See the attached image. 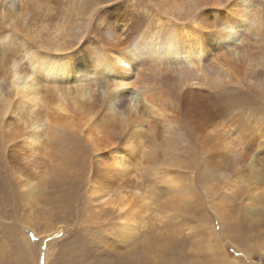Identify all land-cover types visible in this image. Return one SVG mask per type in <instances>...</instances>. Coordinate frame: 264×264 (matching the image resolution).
I'll list each match as a JSON object with an SVG mask.
<instances>
[{
    "label": "bare ground",
    "instance_id": "obj_1",
    "mask_svg": "<svg viewBox=\"0 0 264 264\" xmlns=\"http://www.w3.org/2000/svg\"><path fill=\"white\" fill-rule=\"evenodd\" d=\"M28 1L24 21L30 13L38 14L49 7L45 0ZM70 1L79 9L84 3V0ZM170 1L173 13L165 17L156 14L140 16L132 11L126 16L128 20L124 19L118 27V23L112 27L108 19L109 14H116L117 7L103 11L98 23L103 19L105 22L97 23L95 29L98 34L96 39L103 40L105 44L94 53L88 52L85 43L76 52L64 56L69 47L65 33L73 35L74 29L66 30L63 24L48 28L44 22H38L34 26H26V34L19 40L22 57H10L7 63L3 61L0 65V119L10 129H17V132L8 135L9 140L14 142L13 139L23 138L21 143L33 149V139L40 136L27 130L34 131L39 126H45L52 131L47 139L58 141L75 131L74 115H84L80 131L87 126L86 140L92 150L88 166L92 177L90 195L99 193L103 204L112 206L111 209H124L125 205H129L128 198L146 200L147 184L141 179L140 168L131 162L138 154V161L150 157L153 165L159 162V170L153 172L154 175L160 174L159 182L165 185L164 191L179 193L184 190V182L170 169L173 147L146 153L145 143L140 145L139 141L137 149H134L132 141L146 136L151 129L148 120L144 129H134L127 134L130 139H125L122 150L111 149L112 141L116 140L115 133L118 129L125 130L118 124L117 116L122 117L119 122L123 123L132 117L140 119V113L145 111L149 119H164L169 114L167 109L156 106L164 105V101L154 99L156 102H151L146 95L138 93L135 96L136 90H128L130 86L134 88V79H131L135 73L145 66L155 69L156 77L161 78L157 82H169L170 88H174L173 82H177L179 88L185 87L182 94L175 91L173 101L176 104L172 108L176 109L173 112L177 118L173 113L164 120V134L159 139L167 143L175 140L187 144L192 140L195 150L207 158L209 167L220 171V178L232 177L230 187L243 183L252 196L264 190V168L258 164L257 158V151L264 149V126L260 123L261 119L256 120L260 117L250 118L246 109L245 112L230 114L227 120L224 118L226 121L217 120L210 113L215 106L206 100L201 102L202 92L196 90L208 80L215 84V90H219L221 81L232 79L228 68L230 62L250 65L251 61H257L252 66L264 68V49L258 45L264 38V0ZM18 6L24 9L19 0H0V31L3 30L0 39L8 46L12 39H16L13 33L22 30ZM4 27H8L9 31H4ZM117 28L120 33L115 32ZM107 33L104 37L103 34ZM249 49L255 53L250 54ZM219 52H224L230 62L225 60L227 63L222 64L217 57ZM248 71L244 79L248 90L264 96V76L256 69ZM13 98L17 99L13 107L15 116L21 117L6 121ZM41 107L44 111L39 113L36 109ZM96 107L104 108L99 116ZM122 109H125L124 112ZM50 113H56L57 117L50 119ZM104 122L111 128L106 129ZM100 147L109 151L101 154ZM22 149L14 143L5 148L3 155L19 183L22 170L18 162L21 158L25 159ZM21 165L28 172V176L23 177V183H30L33 179L32 166ZM48 171L51 174L58 172L53 168ZM152 191L153 188L149 192ZM132 229L133 225L123 224V236L131 233ZM5 252V246L0 244V264H8Z\"/></svg>",
    "mask_w": 264,
    "mask_h": 264
},
{
    "label": "rangeland",
    "instance_id": "obj_2",
    "mask_svg": "<svg viewBox=\"0 0 264 264\" xmlns=\"http://www.w3.org/2000/svg\"><path fill=\"white\" fill-rule=\"evenodd\" d=\"M19 1L24 5V9L18 6L22 30L13 33L16 39H12V45L8 46L0 39V65L3 61L7 63L10 57H22L19 40L26 34V26H34L38 22H44L48 28L54 24H63L66 30L74 29L73 35L65 33L69 43L67 51L63 53L66 56L76 52L85 43L88 52L93 53L98 47L104 46L103 40L96 39L98 34L95 26L100 14L107 9L117 7L116 14L108 16L112 27L115 23H118V27L124 19L128 20L126 16L132 11L140 16L156 14L161 17L174 12L170 0H84L80 9L70 0H45L49 3L48 9L38 14L30 13L24 21L23 15L29 1ZM102 22H105L104 19L98 24ZM3 29L9 31L8 27ZM1 32L3 30L0 35ZM115 32L120 33L118 28ZM103 35L107 37L108 33ZM260 41L258 45L264 49V38ZM248 52L255 53L250 49ZM217 57L222 60V64L227 63L225 60H231L227 59L224 52H219ZM256 62L251 61L250 65L230 62L228 68L232 79L218 81L219 90H215V84L209 80L196 87V90L202 92L199 100H206L215 106L210 111L211 116L226 121L230 114L245 112L247 109L248 116L253 119L260 117L256 120L261 119L260 123L264 126V96L248 90L244 81L248 69H256L264 76L262 66H252ZM135 75L130 77L135 80L132 82L134 88L130 86L128 90H136L135 96L138 93L146 95L151 102H156L154 99L164 101V105L156 106L167 109L169 114L164 119H149L145 111L140 113V119L134 120L132 117L123 123L119 122L122 117L117 116L118 124L125 130L118 129L115 133L116 140L112 141L111 149L122 150L125 139H130L127 134L134 129H144L145 121L148 120L151 126L148 135L139 140L131 139L134 149H137L139 141L140 145L145 143L146 153L153 149L160 152L173 147L175 150L171 151L174 157L170 169L184 182V190L179 193L164 191L165 185L159 182L160 174L154 175L153 172L159 170V162L153 165L150 157L138 161V154L131 162L140 168L141 179L147 184L146 200L128 198L129 205H125L124 209H111L112 206L103 204L99 193L90 195L92 177L88 173V166L92 150L86 140L87 126L80 131L85 121L84 115H74L75 131L62 137V141L54 138L48 140L52 131L45 126H39L34 131L27 130L28 133L40 136L33 139V149L21 143L23 138L10 141L8 135L17 132V129H10L0 119V244L7 251V263L264 264V190L258 191L262 194L253 193L252 196L248 186L243 183L230 187L232 177L220 178V171L209 167L207 158L195 150L192 140L189 144L160 140L165 130L164 120L176 110L172 108L176 104L173 101L174 93L182 94L185 87L179 88L177 82H173L174 88H170L169 82H157L161 78H157L155 69L148 66ZM16 104L17 99L13 98L6 121L21 117L15 116L13 107ZM36 110L39 113L44 111L43 107ZM102 110L104 108H95L98 116ZM53 117H57L56 113H50V119ZM104 125L106 129L111 128L107 122ZM14 143L23 148L21 153L25 156V159L21 158L18 162L22 170L20 183L13 175L12 167L3 159L5 148ZM100 150L101 154L109 151L103 147ZM31 151L34 152L33 156ZM257 153L258 164L264 168V149ZM21 163L32 166V185L23 183V177L28 176V172ZM50 168L59 173H49ZM47 173L50 176L45 175ZM151 188L152 193L149 192ZM125 223L133 225V229L124 237L121 230Z\"/></svg>",
    "mask_w": 264,
    "mask_h": 264
}]
</instances>
